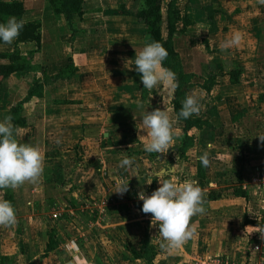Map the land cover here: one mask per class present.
Returning <instances> with one entry per match:
<instances>
[{"label":"crops","instance_id":"0c3cea01","mask_svg":"<svg viewBox=\"0 0 264 264\" xmlns=\"http://www.w3.org/2000/svg\"><path fill=\"white\" fill-rule=\"evenodd\" d=\"M18 1L25 6L23 22L41 23L42 48L36 52L34 42L17 37L10 44H0V66L16 69L7 78L0 75V120L11 116L15 104L37 105L36 97L25 101L35 78L47 79L45 90L51 103L42 104L35 124L16 128L15 138L39 147L44 162L35 182L10 189L12 205L22 217L35 212L34 207L42 209L49 202L45 184L53 182L63 192L50 203L58 204L61 196L72 221L77 222V217L86 220L80 226H51L47 242L20 240L23 253L30 259L37 251L44 252L48 264H67L62 260L65 256L73 264H104L95 259L101 253L105 262L112 264L109 257L117 259L113 256L117 252L121 264H149L137 256L146 249L147 234L149 243L161 250L153 264H216L214 257L221 258L220 264H264L260 233L264 229V196L250 182L252 174L264 171V148L260 143L255 148L240 146L239 159L232 155V148L220 142L227 135L229 122L246 119L248 106H264V2L178 0L189 20L185 27L179 23L173 37L183 71L205 77L207 72L224 70L217 54L208 55L206 65L187 64L185 57H202L204 49L240 54L242 69L239 82L226 76L225 85L202 89L212 103L209 108V102L200 98V110L212 111L215 105L216 111L209 112V117L201 114L202 110L190 116L207 123L192 128L195 142L181 158L185 123L177 118L171 98L161 96L158 85L151 90L143 88L132 66L135 48L139 51L146 42V29L135 16L142 0H83V16L71 19L62 12L57 14L50 0ZM10 17L15 16L4 21ZM164 27L165 23L163 32ZM234 32L241 34L239 45L221 50L220 45ZM22 89L26 90L23 97L16 94ZM156 108L165 109L174 120L175 135L166 153L149 154L143 149L147 137L141 118L145 111ZM30 113L23 111L26 116ZM203 154L208 165L199 169L197 161ZM126 157L131 163L125 167L121 160ZM168 168L172 169L170 176L163 174ZM165 179L178 184L193 182L203 193L205 211L190 218L193 234L180 248L160 247L158 227L150 226L151 214L141 211L143 202L137 198L141 190L150 195L159 187L158 180ZM126 182L128 191L116 193L117 186ZM236 189L245 191L246 197L235 194ZM255 209L261 213L256 212L259 217H251ZM21 232L29 239L26 227L22 226ZM95 235L110 237L105 252H97L93 246ZM50 236L55 244L47 252ZM0 253L11 257L17 253L16 244L1 243Z\"/></svg>","mask_w":264,"mask_h":264},{"label":"clouds","instance_id":"9594fccd","mask_svg":"<svg viewBox=\"0 0 264 264\" xmlns=\"http://www.w3.org/2000/svg\"><path fill=\"white\" fill-rule=\"evenodd\" d=\"M22 27L23 20H17L15 17L0 22V44L12 43ZM240 41L241 34L234 32L220 45V49L237 46ZM166 57L167 50L156 40L146 41L139 51L135 48L132 66H135L144 89L151 90L158 84L175 87V74L163 65ZM199 111V97L187 95L182 101L177 118L188 119ZM10 121L9 115H4L0 120V188L15 190L25 182H35L40 177L43 172L44 157L36 145L22 143L15 138V129ZM141 122L143 125L141 129L147 137L143 142L145 152L166 153L173 146L174 120L165 109L156 108L145 111ZM259 138L264 141V136L259 135ZM56 142L59 143V140ZM199 159L202 166L208 165L206 154L201 155ZM100 162L103 163V161ZM130 163V158L121 160L122 166L126 167ZM171 172L170 168L163 170L165 175L170 176ZM160 174L157 173V175ZM158 182L159 187L150 195L143 190L137 193V198L143 202L141 211L151 214L150 226L158 227L162 249L180 248L193 234L189 226L190 218L205 211L203 193L201 188L193 182L178 184L171 179H165L163 182L158 180ZM127 191L128 182L118 185L115 192L123 194ZM15 223L14 206L8 200H0V226H11ZM260 233L264 238V229Z\"/></svg>","mask_w":264,"mask_h":264},{"label":"trees","instance_id":"16d2710c","mask_svg":"<svg viewBox=\"0 0 264 264\" xmlns=\"http://www.w3.org/2000/svg\"><path fill=\"white\" fill-rule=\"evenodd\" d=\"M51 4L55 8V12L60 14L64 13L68 19H71L74 15L82 17L84 10L82 7L83 0H50ZM25 13V6L22 1L14 0L11 2L0 1V22L5 20L7 16H15L18 20H22V16ZM137 20L146 29V41L150 42L152 40L159 41L167 50V57L163 61V65L171 70L175 74V91L173 95V109L177 114L181 108V96L182 85L187 82L189 75L186 74L181 65V58L176 49L175 42L173 40L174 34L179 30V23L182 22L183 26H187L189 20L187 16L182 13L178 6V0H142L141 7L136 13ZM163 23H165V31L163 32ZM184 29V28H183ZM182 29V30H183ZM19 41H32L36 44V52H39L42 48V32L40 22H23V27L17 36ZM16 71L15 68L9 66H0V75L2 78H7ZM229 73L232 82H239V77L242 73L241 66L238 68H231L227 71ZM25 75V74H24ZM207 85L204 84L203 88L210 91L215 85V78L211 76L207 81ZM47 82L41 78H35L33 86L30 88L28 95L25 99L29 100L33 97L43 98L45 96V87ZM51 100H45V103H37L36 110L30 113L28 116L23 115V102L15 104L11 108V119L16 131L18 127H30L35 124L36 118L42 113V104L49 103ZM39 102V101H38ZM51 103V102H50ZM185 123L184 127V137L181 142V147L179 148L180 157H184L186 151L195 142V137L191 133L193 127H201L206 121L201 117L183 119L178 118ZM197 164L202 167L200 161ZM7 200L13 204V197L10 188H8ZM63 192V190H62ZM58 190L56 184L53 182H47L45 184V197L47 200H53L55 196L62 193ZM235 194L239 196L246 197V192L241 189H236ZM146 249L142 254L137 255L141 257L149 264H153L155 257L161 251L158 247L149 243V238L147 234L145 235ZM55 244V240L52 236L49 238V243L47 245V252L52 250ZM1 264H7L0 261Z\"/></svg>","mask_w":264,"mask_h":264},{"label":"rangeland","instance_id":"374dc122","mask_svg":"<svg viewBox=\"0 0 264 264\" xmlns=\"http://www.w3.org/2000/svg\"><path fill=\"white\" fill-rule=\"evenodd\" d=\"M107 37L109 38L110 36H106V38ZM112 37L114 38V36H112ZM99 38H100L99 40H101V38L103 39V36H99ZM180 43H181V41H180ZM181 45H182V43H181ZM212 54H217L218 58H220L222 60L221 63H223V64H221L222 65L221 67L224 69L223 70L224 72L223 71L219 72L217 70H216L217 73H216V71H213L215 74L212 71H211V73L207 72V74H206L207 76H205V77L203 75H199V74H197V75L188 74L190 76L189 79L187 80V82H185L182 85L181 91H182L183 95L180 98L181 102L184 100V98L187 95H196L197 97H199V100H200V98H202V100L204 99V100L208 101L209 102L208 106L210 108L212 102L208 98L209 96H207V94L203 92L202 89H204V88H202V86L204 84L207 85L206 81L211 76H213L215 78V84H218V85L224 84L225 85V83H227V80H228V78H226V76H229V73L227 71L231 68H235V67L239 68L241 66L240 54H236V52L230 54V53H227L226 51H221V53H219V52H210L209 50L204 49V50H202V57H200L201 54H200V56L196 55L195 57L187 56V57H185V60L189 61L187 63L188 65L192 64L193 62L194 63H202V64L206 65L208 55L210 56ZM45 82H47V79H45ZM158 88H159L160 92L161 91L163 92L162 93L163 95H161L162 97H165L168 99L171 98L170 99V105H171V107H173L172 101H173V95H174L175 88L169 86L168 84H158ZM16 94L23 97V95L24 96L26 95V90H24V89L19 90L18 92H16ZM201 94L203 96H201ZM213 96H215V93H213ZM36 98L38 99L39 104L45 103V100L48 99V96L46 94V90H45V96L43 98H39V97H36ZM160 99H161V97H160ZM250 104H253V101L250 102ZM37 107H39V106H34L33 107L34 109H33L31 107V105H29V104L23 105L24 112H26V113L27 112L28 113L34 112ZM248 107H250V108L246 109V111H248V113H247L248 116H247V114L245 115L246 119H241V120L237 121L235 124H231V122H229L228 123L229 127L225 128V132L227 130V132H226L227 135L225 136V138L221 137L222 140L220 141L222 143H226V145L228 147L233 149L232 155L236 158H239V156L237 155V152L238 153L240 152V146H246L247 147L248 145H250V146L255 148V144L260 143L264 148V141H261L259 138V135L264 136V106L262 107L259 104L258 105L253 104V105H250ZM42 110H43V107H42ZM201 110H200L201 114H203L205 112V115H207V117H209L210 116L209 112L211 113V112L216 111V106L213 105V107H211L212 111H210L209 109L204 110L203 108ZM254 114L256 115L255 116L256 118L252 119L253 118L252 116ZM250 117H251V119H249ZM261 127H262V129H261ZM193 159H195V158H193ZM7 190H8V188H4V191L0 192V200H7V194H8ZM57 200H59L58 204L55 203L54 205H52L50 203V202H52V200L51 201L49 200V202H45L44 205H42L43 210L41 208H37V207L35 208L34 207V210H36V211L35 212L31 211V213H27L28 216L22 217L19 214L18 215L16 214V223L11 225V226H0V244L1 243L6 244V242L13 241L16 244V249H17V253L14 255H11V257L1 255V253H0V261L7 263V264H9V262H11L13 264H48V260H47L48 256H45L44 252L37 251L38 255L35 254L36 260L33 258V257H35L34 254L29 256L30 257V259H29L28 256L23 253V248L21 246V243L19 244V241L22 239L24 241L30 240L31 243H33V241L34 242L36 241V244L41 243V242L42 243L47 242L48 232H49L50 228H52L51 226L62 225L64 223H70L72 225L80 226V225H83L86 223L85 222L86 220L82 219L81 217H79L80 219L77 217V220H78L77 222L72 221L70 219V217L67 216V206H68L67 201H65L63 199V197H61V196L58 197ZM26 204H27V202H26ZM257 210L258 209H255V211H251L253 213V214L251 213V217H253V216L259 217L260 216L259 214L256 213V212H259ZM55 212H60L62 215L59 216L57 219H55L53 217V213H55ZM22 226L26 227V232L28 233V235L30 234L29 239L27 237L23 238L24 233L22 234V232H21ZM109 241H111L109 236L102 238V236L95 235L92 239L93 246H96L97 252H100V251L105 252L107 250V248L109 247ZM113 256L117 259L109 257L112 264H121V260L117 257V252L116 253L113 252ZM261 256H263V255H261ZM95 259L96 260H102L104 262V264H108L105 262V259L101 253H99L98 257H96ZM213 259H214V262L216 264L222 263V260L220 257H214ZM62 260H65V262L67 264H73L71 262V260H69L66 256L63 257ZM255 262H257L256 259H255ZM223 263L229 264L228 261H224ZM56 264H58V263H56Z\"/></svg>","mask_w":264,"mask_h":264},{"label":"built area","instance_id":"2783aa9c","mask_svg":"<svg viewBox=\"0 0 264 264\" xmlns=\"http://www.w3.org/2000/svg\"><path fill=\"white\" fill-rule=\"evenodd\" d=\"M251 185L256 186L257 190H259L264 196V171H256L250 177ZM62 214L60 212L53 213V217L57 219Z\"/></svg>","mask_w":264,"mask_h":264}]
</instances>
